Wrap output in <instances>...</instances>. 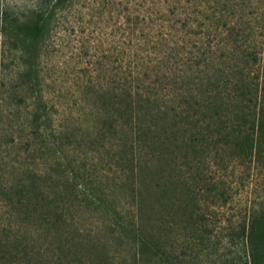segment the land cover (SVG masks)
Masks as SVG:
<instances>
[{
    "label": "trees",
    "instance_id": "trees-1",
    "mask_svg": "<svg viewBox=\"0 0 264 264\" xmlns=\"http://www.w3.org/2000/svg\"><path fill=\"white\" fill-rule=\"evenodd\" d=\"M72 1L38 0L24 10L0 9L1 42L19 63L14 82L2 91L14 108L6 118L9 138L0 136V151L9 147L48 158L87 135L93 147L115 149L125 180L114 179L106 189L83 183L71 159H54L52 170L43 172L12 161L3 172L0 163V207L10 218L8 225L0 224V264H116L117 256L133 264H198V248L209 243L217 225L208 210L227 200V187L206 171L212 156L227 148L236 158L264 165V77L257 74L255 81L248 70L259 56L236 54L232 43L238 40H202L186 67L163 64L162 78L171 76L163 86L134 85L151 76L141 69L124 72L121 82L91 83L84 92L93 121L86 128L70 127L68 118L50 133L51 144L43 135L52 118L41 93L40 61L54 22ZM175 3V9L183 5ZM201 13L200 26L209 34L213 18ZM226 16L220 19L228 28ZM161 69L152 72L159 80ZM115 191L123 197H115ZM81 207L92 211L94 228L83 226L90 218L79 214ZM14 225L13 233L7 226ZM21 227L35 235L20 238ZM223 228L227 231L213 245L224 235L223 242L243 244L247 264H264V203ZM232 261L223 255L211 264Z\"/></svg>",
    "mask_w": 264,
    "mask_h": 264
},
{
    "label": "rangeland",
    "instance_id": "rangeland-1",
    "mask_svg": "<svg viewBox=\"0 0 264 264\" xmlns=\"http://www.w3.org/2000/svg\"><path fill=\"white\" fill-rule=\"evenodd\" d=\"M37 1L0 0V9L24 10L35 6ZM181 2L183 5L175 9V0H73L59 13L46 40L39 70L42 78L41 93L48 102L52 118L51 127L49 130L44 129L43 135L51 144L54 140H50V133L55 127L66 123L68 118L70 127L81 124V127L86 128L93 121L94 115L84 92L88 85L109 84L110 80L112 82L115 79L116 82H121L124 72L141 69L142 72L151 71V76L144 81H134V85L163 86L171 78H162V71L166 67L164 65L171 64L173 68L186 67L184 63L190 62V58L195 59L200 52L202 40L206 43L211 40L213 44L222 43L226 39L238 40L232 43L236 54L246 55L253 52L259 56V60L250 64L248 70L255 81L258 75L262 80L264 0ZM201 11L208 12L213 18V30L210 28L209 34L200 26ZM225 13L228 28L221 20ZM232 26L238 32H230L229 28ZM237 43L242 44V47L237 48ZM216 52L221 53L220 48H216ZM18 67L15 53L6 51L0 38V136L5 133L7 138L11 128L6 118L8 114L12 115L14 107L5 103L2 91L14 82ZM156 67H162L160 80L152 73ZM33 100L37 101L36 98ZM22 112L30 114L25 109ZM72 118L77 120L75 124L72 123ZM11 119L12 116L9 119L10 125ZM30 130L27 127L25 131ZM1 139L4 141L6 138L3 136ZM88 140L89 136L79 135L73 142L66 143L63 150L57 148L48 158L36 157L26 150L19 154L15 150L10 151L12 148L8 147V151H0L1 167L4 172L6 162L12 161L16 166H22V169L31 166L43 172L52 170L54 159L64 163L71 159L80 168L83 183L93 182L106 189L112 185L114 179L125 180V174L116 164L115 149L102 145L93 147ZM5 146L3 144L2 148ZM205 168L209 177L227 187V200L225 204H215L208 210L209 217L215 219L217 225L209 243L198 248V264H211L223 255L235 264H247V252L241 242H223L226 239L224 235L219 245H213L212 242L227 231L223 227L229 223V219L234 222L239 217H247L251 209L264 203V165L255 159L236 158L226 148L213 155ZM113 194L115 197H123L120 191ZM91 213L89 207H81L79 210L83 218H90ZM9 219L7 209L0 207L1 227L6 223L8 225ZM83 226L94 228L93 219H88V223L84 222ZM13 227L15 225L7 226L14 233ZM19 234L22 238L24 234L33 236L35 232L28 233L21 227ZM120 257H116V264H133L131 258Z\"/></svg>",
    "mask_w": 264,
    "mask_h": 264
}]
</instances>
